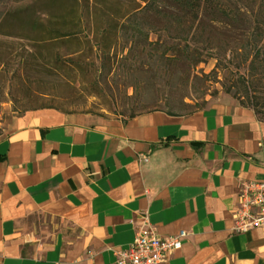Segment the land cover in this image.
I'll return each instance as SVG.
<instances>
[{
    "label": "crops",
    "instance_id": "1",
    "mask_svg": "<svg viewBox=\"0 0 264 264\" xmlns=\"http://www.w3.org/2000/svg\"><path fill=\"white\" fill-rule=\"evenodd\" d=\"M0 158V264H118L145 215L189 235L166 264H264V228L234 233L264 123L232 100L127 122L37 110L7 123Z\"/></svg>",
    "mask_w": 264,
    "mask_h": 264
},
{
    "label": "trees",
    "instance_id": "2",
    "mask_svg": "<svg viewBox=\"0 0 264 264\" xmlns=\"http://www.w3.org/2000/svg\"><path fill=\"white\" fill-rule=\"evenodd\" d=\"M89 1H94L96 7L93 21H105L93 39L83 33L89 7L84 4ZM128 2L135 7L127 10ZM0 3L12 5L1 22L18 23L37 37L30 39L42 53L38 58L31 56L25 60L26 66L42 68L46 73L71 70L83 75L88 68L84 58L76 56L77 51L53 54L48 48L56 46L57 51L86 42L101 53L105 82L123 83L145 101L154 98L165 81L172 84L181 81L187 87L202 82L199 76L192 78L190 69L203 62V54L197 47L205 43L203 50L218 52L216 70L234 74V96L241 107L252 110L258 121L264 123V0H0ZM100 4L106 9L110 5L109 12L100 9ZM242 20L246 23L241 24ZM119 47L122 57L112 58V51ZM228 53L232 54L229 61ZM183 69L188 73H181ZM181 104L194 108L183 100ZM47 109L59 111L41 108ZM203 109L187 113L160 111L170 117H187ZM145 114H132L128 120Z\"/></svg>",
    "mask_w": 264,
    "mask_h": 264
},
{
    "label": "rangeland",
    "instance_id": "3",
    "mask_svg": "<svg viewBox=\"0 0 264 264\" xmlns=\"http://www.w3.org/2000/svg\"><path fill=\"white\" fill-rule=\"evenodd\" d=\"M84 5L85 8L88 5L89 9L86 8V25L83 33L93 39V34H97V29L105 24V21L103 19L98 23L93 21L92 15L96 11L94 1L86 2ZM11 6L0 3V136L13 118L47 107L74 115L84 114L102 119L128 121L132 114L140 115L160 110L187 113L197 108L206 109L223 100H232L241 106V102L234 96L236 90L234 74L229 75L216 70L218 60L215 57L218 52L203 50L205 43H200L197 47L203 54L201 59L203 62L190 69L192 78L195 75L199 76L202 82L196 83L193 87L191 83L187 87L181 81L173 84L165 81L159 86L155 97L146 101L139 98L141 94L135 96L136 91L123 86V83L107 84L101 71L103 68L101 53L97 49L92 50L86 42L64 46L57 51L56 46L48 48L53 54L77 51L76 56L83 57L88 68L87 73L83 75L79 76L71 70L60 72L51 70L50 73H46L42 68L28 67L25 60L31 56L38 58L42 52L30 39L37 37L27 32L23 26L18 23L1 22L6 19ZM125 6L127 10L135 7L129 2ZM98 7L108 13L110 5L107 9L101 4ZM112 9L114 13L115 9L113 7ZM98 15L101 17L102 13L98 12ZM242 23L246 21L242 20ZM121 50L120 47L118 50L115 48L111 57L121 58ZM230 58L232 54L228 53L226 60L229 61ZM184 71L186 70L180 72ZM230 89H233V93L228 94ZM182 100L185 104L194 105V108H186L181 104Z\"/></svg>",
    "mask_w": 264,
    "mask_h": 264
},
{
    "label": "built area",
    "instance_id": "4",
    "mask_svg": "<svg viewBox=\"0 0 264 264\" xmlns=\"http://www.w3.org/2000/svg\"><path fill=\"white\" fill-rule=\"evenodd\" d=\"M235 211L234 233L246 234L264 228V182L241 184ZM130 248L116 253L118 264H166L167 259L183 247L189 237L186 231L161 237L147 215Z\"/></svg>",
    "mask_w": 264,
    "mask_h": 264
}]
</instances>
